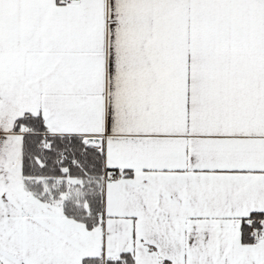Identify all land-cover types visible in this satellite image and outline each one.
<instances>
[{
  "label": "snow or ice",
  "instance_id": "snow-or-ice-1",
  "mask_svg": "<svg viewBox=\"0 0 264 264\" xmlns=\"http://www.w3.org/2000/svg\"><path fill=\"white\" fill-rule=\"evenodd\" d=\"M0 264H264V0H0Z\"/></svg>",
  "mask_w": 264,
  "mask_h": 264
}]
</instances>
